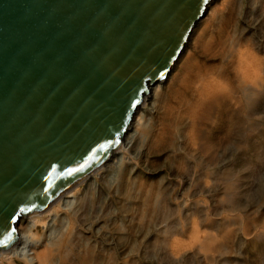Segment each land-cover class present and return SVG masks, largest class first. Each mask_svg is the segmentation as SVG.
Masks as SVG:
<instances>
[{
    "label": "rangeland",
    "instance_id": "obj_1",
    "mask_svg": "<svg viewBox=\"0 0 264 264\" xmlns=\"http://www.w3.org/2000/svg\"><path fill=\"white\" fill-rule=\"evenodd\" d=\"M263 80L264 0H214L128 158L33 232L48 264H264Z\"/></svg>",
    "mask_w": 264,
    "mask_h": 264
},
{
    "label": "water",
    "instance_id": "obj_2",
    "mask_svg": "<svg viewBox=\"0 0 264 264\" xmlns=\"http://www.w3.org/2000/svg\"><path fill=\"white\" fill-rule=\"evenodd\" d=\"M211 1L0 0V251L120 147Z\"/></svg>",
    "mask_w": 264,
    "mask_h": 264
},
{
    "label": "bare ground",
    "instance_id": "obj_3",
    "mask_svg": "<svg viewBox=\"0 0 264 264\" xmlns=\"http://www.w3.org/2000/svg\"><path fill=\"white\" fill-rule=\"evenodd\" d=\"M212 2H214V0H212L207 5L202 17L193 26V29L191 30L189 37L187 38V41L183 47V50L181 51L176 62L170 68V71L167 74V77L165 78V80L157 82L154 85H152L149 88L148 92L142 98V102H141L140 106L136 109V111L134 113V116H133L134 120H132L133 123L130 124V128H132V129L127 134V136L125 134V136L122 140V143L120 144L121 148L119 147L120 149L118 148L119 149L118 151L113 152L111 154L110 158H108L107 161L103 165H101L99 168L93 170L88 175L84 176L81 180H79L75 185H73L69 190H67L63 195H61L58 199H56L54 202L49 204L47 207H45L44 209H42V210H40L34 214H30V215L26 216V219H24V217H23L20 220H18V222L16 224V231H17V239H18L17 242L19 244L17 245V243H16L14 246L9 248L7 251H0V263L2 261L4 262L6 260V258H8V257L9 258L7 259V261L9 263L13 261V260L11 261V259H13V258L20 259V260L24 259V261H26L27 264H48L50 262V260L52 258V252H53L51 250V248L53 247L51 245L52 244L51 239L53 240V238H55V237L51 238L50 237L51 235L50 236L48 235L46 237L48 240L45 242V244L48 243V241H49L50 243H48V245H50V247L48 248L47 244H46V246L43 247V245H42L43 242H40V241L34 239L33 232L37 231V228L39 227V228H43V229L45 228L47 230V232L50 233V232H52L51 230H53L56 222L58 221V218L61 217V215L66 214L68 211L70 212L73 209L75 211L77 210L76 212H79V210H81V208L83 207V202L86 198L85 193L81 194V189H83L81 187H84L85 190L88 191L90 188H92L94 185H96L95 179L96 178L98 179L100 176H102L103 170L105 168H107L106 167L108 165L107 163L109 162V160L112 157H113L112 161H114L113 163L117 164V165L123 163L128 158L129 153L135 148V146L137 145V143L140 140L141 134L139 131V127L141 126L142 121L144 119L143 115L147 114V112H150L152 110L151 108H152L153 103H154L153 100H155V98L158 99L161 96L159 91L162 89V87L169 80L173 71L178 66V63L180 62L182 57L185 55L187 48L189 47V45L191 43V39H192V36H193L195 29L197 28V25H199V23H201L202 19L207 14L208 9H209ZM257 70H258V68H257ZM253 72H254V69H253ZM258 74L262 75L260 69L258 70ZM246 76H248V74ZM255 77H256V75H255ZM252 79H253V77H252ZM257 83H258V81H257ZM259 83H262V80H260ZM250 84H252V83H250ZM141 112L143 115L140 114ZM139 114H140V116H139ZM136 117H138V120ZM204 177H206V176H204ZM206 179H207V181L208 180L212 181V179H210V178H206ZM68 199H70V200L68 201ZM62 207L67 208V209H63ZM76 212H75V214H76ZM24 222H26L27 225L24 228H22V225ZM48 237H50V238H48ZM44 238H43V240H44ZM65 244H68V242L67 241H66V243L63 242L62 249L67 248V247H65ZM69 249H67V250H69ZM62 251H64V250H62ZM29 257H30V259H29Z\"/></svg>",
    "mask_w": 264,
    "mask_h": 264
},
{
    "label": "snow or ice",
    "instance_id": "obj_4",
    "mask_svg": "<svg viewBox=\"0 0 264 264\" xmlns=\"http://www.w3.org/2000/svg\"><path fill=\"white\" fill-rule=\"evenodd\" d=\"M205 2H206V0H205ZM161 75H163V74H161ZM138 103H139V101H136L132 106L135 107L136 104H138ZM108 147H110V145H101L99 147L98 151H106ZM69 174H71V173H69ZM19 211L21 213H23L25 211V209L21 208V209H19Z\"/></svg>",
    "mask_w": 264,
    "mask_h": 264
}]
</instances>
